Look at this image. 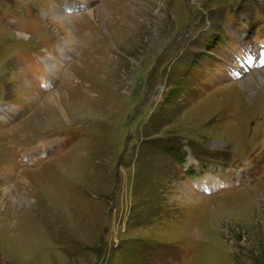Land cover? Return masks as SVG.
Here are the masks:
<instances>
[{"label": "rangeland", "instance_id": "rangeland-1", "mask_svg": "<svg viewBox=\"0 0 264 264\" xmlns=\"http://www.w3.org/2000/svg\"><path fill=\"white\" fill-rule=\"evenodd\" d=\"M259 46L264 0H0V264H264Z\"/></svg>", "mask_w": 264, "mask_h": 264}, {"label": "bare ground", "instance_id": "bare-ground-1", "mask_svg": "<svg viewBox=\"0 0 264 264\" xmlns=\"http://www.w3.org/2000/svg\"><path fill=\"white\" fill-rule=\"evenodd\" d=\"M53 14V17L54 18H57V20H59V21H63V23L65 24V21L68 23V28H69V25H70V27H71V20L70 19H64V18H62V16L61 15H59V13H51V15ZM50 16V15H49ZM58 18H60V19H58ZM73 35V32H71V31H69V36H72ZM73 39V38H72ZM72 41V40H71ZM68 42H70V41H68ZM70 45H73V43L71 42V43H69ZM262 61H264V60H261V61H258V62H262ZM95 69H98V67H96ZM94 69V70H95ZM258 76V81L260 82V83H264V70L263 71H261L260 73H259V75H256V77ZM255 76L253 75V77L252 78H254ZM249 83H251V81L249 82ZM88 90V89H87ZM64 96V95H63ZM57 115V114H56Z\"/></svg>", "mask_w": 264, "mask_h": 264}]
</instances>
